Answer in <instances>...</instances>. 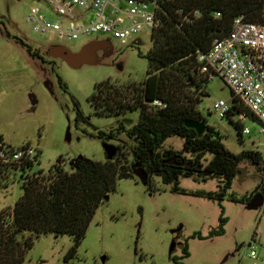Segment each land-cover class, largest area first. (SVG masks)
Returning <instances> with one entry per match:
<instances>
[{
  "label": "rangeland",
  "instance_id": "374dc122",
  "mask_svg": "<svg viewBox=\"0 0 264 264\" xmlns=\"http://www.w3.org/2000/svg\"><path fill=\"white\" fill-rule=\"evenodd\" d=\"M44 3L0 0V139L13 146L30 143L39 149L35 170L48 171L60 159L65 169L72 171L80 156L105 161L106 143L123 146L127 158L133 161L136 138L120 125L124 123L128 129L132 121L137 122L139 110L101 115L89 98L103 80L121 84L145 80L149 69L146 54L153 45L151 30L145 28L125 42L103 33L59 39L54 32L35 31L27 20L31 8ZM96 37L113 41L111 52L100 51L96 63L72 66L48 52L54 43L79 50ZM203 90L209 95L203 97L199 108L220 132L225 146L235 154L246 149L263 153L264 134L260 133L259 122L247 119L245 124L252 132L241 140L235 125L215 112V101L232 97L225 81L213 77ZM32 95L37 99L35 104ZM99 131L113 136L99 137ZM183 142L179 136H170L166 145L181 149ZM21 174L12 171L2 180L0 208L11 209L23 195ZM261 178L257 165L246 158L240 163L230 193L238 198L250 196ZM149 180L152 189L137 175L118 180L116 189L97 209L69 264H176L173 257L181 264H264V204L249 208L247 203L230 197L220 202L189 192L217 191L218 177L197 180L180 176L185 192L174 190V183H165L160 176L153 175ZM221 216L226 222L219 233ZM74 244L68 234H42L23 264H68L65 256Z\"/></svg>",
  "mask_w": 264,
  "mask_h": 264
},
{
  "label": "trees",
  "instance_id": "16d2710c",
  "mask_svg": "<svg viewBox=\"0 0 264 264\" xmlns=\"http://www.w3.org/2000/svg\"><path fill=\"white\" fill-rule=\"evenodd\" d=\"M157 13L161 24L151 32L153 45L146 54L149 69L145 80L128 84L103 80L89 98L101 115L139 110L137 122L132 121L128 129L124 123L120 125L136 138L133 161H129L123 146L117 145L113 159L99 161L80 156L72 171L65 169L60 159L48 171L35 170L39 149L35 148L33 159L24 156L13 160V152L31 144L13 146L0 139V150L9 158L0 161V186L10 172L21 171L24 189L11 209L0 208V264H23L35 239L47 233L74 238L75 244L65 256L69 264L100 204L116 189L119 179L136 178L134 171L138 167H143L150 177L157 175L165 183L173 182L176 191H186L180 186V176L197 180L218 177L217 191L189 192L220 202L230 197L248 204L253 198V194L238 198L230 189L241 161L246 158L257 165L263 177V153L255 149L233 153L200 110L203 97L209 95L203 88L210 78L201 71L198 51L206 52L217 38L228 36L238 17L264 25V0H160ZM231 92L232 108L225 117L235 125L242 140L245 123L239 114L257 119ZM194 123L203 127L197 128ZM98 136L112 137L113 133L99 131ZM170 136L183 138L181 149L166 145ZM172 157L178 165L167 163ZM146 184L152 189L151 180ZM225 222L226 217L221 216L217 232L224 231ZM184 250L188 255V245ZM173 259L181 264L176 257Z\"/></svg>",
  "mask_w": 264,
  "mask_h": 264
},
{
  "label": "built area",
  "instance_id": "2783aa9c",
  "mask_svg": "<svg viewBox=\"0 0 264 264\" xmlns=\"http://www.w3.org/2000/svg\"><path fill=\"white\" fill-rule=\"evenodd\" d=\"M159 1L45 0L43 6L31 8L27 20L35 31L41 34L54 32L59 39L73 40L103 33L125 42L145 28L152 32L161 24L157 13ZM198 59L202 72L210 79L222 78L234 96L249 108L262 126L260 133L264 134V25L246 22L243 16L236 18L230 34L217 38L208 51H198ZM231 108V99L221 98L214 103L215 112L222 118ZM239 119L245 123L249 117L242 113ZM251 132L245 124L243 134ZM35 154L36 149L30 146L13 152L12 159L19 160L24 156L33 159ZM0 161H9L3 149L0 150ZM262 193L264 196V179ZM251 254L256 257L254 250Z\"/></svg>",
  "mask_w": 264,
  "mask_h": 264
},
{
  "label": "water",
  "instance_id": "95a60500",
  "mask_svg": "<svg viewBox=\"0 0 264 264\" xmlns=\"http://www.w3.org/2000/svg\"><path fill=\"white\" fill-rule=\"evenodd\" d=\"M107 46L112 48V42L108 38L101 40H91L86 44H84L79 51H73L65 44H55L50 47L49 53L54 58L55 57L63 58L72 66H81L84 63H96L98 59L97 51ZM32 102L33 104L37 102L35 95H32ZM193 126L197 128L203 127L201 124H195V123L193 124ZM105 151L107 154V158L113 159L118 152V148L114 144L106 143ZM134 173L138 177H140L141 180H143L144 182H148L150 178L148 172L143 167H138L137 169H135ZM205 174L208 175L209 173L205 172ZM258 189L259 186H257V188L254 190L255 195L248 203L249 208H258L264 203L263 193L261 191H258Z\"/></svg>",
  "mask_w": 264,
  "mask_h": 264
},
{
  "label": "flooded vegetation",
  "instance_id": "af4514ba",
  "mask_svg": "<svg viewBox=\"0 0 264 264\" xmlns=\"http://www.w3.org/2000/svg\"><path fill=\"white\" fill-rule=\"evenodd\" d=\"M14 23V22H13ZM107 38V37H106ZM101 39H105V38H100V37H96V38H93V39H91V40H101ZM108 39H110V41L112 42V48H113V41L111 40V38H108ZM90 40V41H91ZM55 44H58V43H54V44H51L50 46H49V48L48 49H50V47L52 46V45H55ZM112 48L111 47H109V46H107V47H105V48H101V49H99L98 51H97V56H98V53L100 52V51H102V52H105V53H110L111 52V50H112ZM73 50V49H72ZM80 50V49H79ZM79 50H73V51H79ZM48 52H49V50H48ZM39 55H41V54H39ZM98 60V59H97ZM167 163H170V164H174V165H178V161L175 159V158H171V159H168L167 160ZM263 179H264V172H263V177H262V179H261V182H262V184H260V186H259V189H258V191H261V192H263ZM255 195V192H253V196Z\"/></svg>",
  "mask_w": 264,
  "mask_h": 264
}]
</instances>
